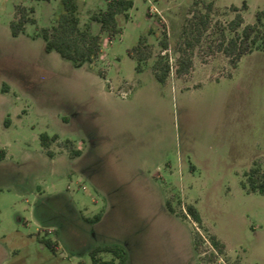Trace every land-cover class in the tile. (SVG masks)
<instances>
[{"label":"rangeland","instance_id":"374dc122","mask_svg":"<svg viewBox=\"0 0 264 264\" xmlns=\"http://www.w3.org/2000/svg\"><path fill=\"white\" fill-rule=\"evenodd\" d=\"M75 1L80 26L104 8ZM131 2L121 34L102 33L97 59L74 68L33 38L58 0H0V264H91L89 251L109 244L124 264H264V194L245 184L264 166V44L234 67L221 52L235 13L238 33L264 0ZM17 6L33 7L35 24L11 37ZM159 58L164 84L152 75ZM41 134L57 136L51 158Z\"/></svg>","mask_w":264,"mask_h":264},{"label":"trees","instance_id":"16d2710c","mask_svg":"<svg viewBox=\"0 0 264 264\" xmlns=\"http://www.w3.org/2000/svg\"><path fill=\"white\" fill-rule=\"evenodd\" d=\"M48 2L50 0H41ZM61 12L55 21L45 28H40L33 38H41L43 42V51L45 53L54 52L61 59L68 61L74 68H79L84 64L91 65L97 59L100 50V38L102 33L106 36H117L121 34V29L117 24V16L122 15L124 19L128 18L127 12L132 7L131 0H104V8L93 12L89 16V22L80 26L79 15L75 0H58ZM210 4H207V9ZM236 11V9H233ZM33 7L25 8L17 6L15 16L8 24L11 37H16L23 32L26 24L34 25L35 20L30 15L33 14ZM264 10L254 13V21L252 24L243 26L237 33L236 29L241 24L239 13H235L233 19L228 23L231 33L233 34L221 52L230 57L232 67L236 62L247 53L253 50H263L264 44V26H262V18ZM206 15L199 17L200 24L203 26L206 21ZM90 22L98 25L100 33L91 34ZM159 46L163 50L166 49L164 40L159 41ZM188 46V45H186ZM188 68V63H180L176 72L184 71ZM170 67L165 58H159L152 65V75L157 83L164 84ZM2 92H5L2 90ZM7 125V119L4 120ZM57 139L56 135L47 136L39 135L40 147L45 151V155L49 158L52 154L47 150L49 145ZM68 143V141H65ZM73 155L79 156V151H74ZM3 159L0 152V161ZM191 169V166H189ZM245 184L252 193L264 194V166L254 165L245 173ZM241 186L245 185L241 183ZM165 208L169 213H174L173 208L168 200L165 201ZM185 216L189 217L194 223L200 225L201 220L197 210L192 205H186L184 208ZM101 213H96L93 217L82 218L87 223L93 224L100 220ZM40 242L52 253L55 251L54 246L49 240L42 239ZM209 243L216 250H220V246L213 237H209ZM91 264H124L126 261V252L122 246L118 244L100 245L89 251ZM101 254L109 255L108 260H102Z\"/></svg>","mask_w":264,"mask_h":264},{"label":"built area","instance_id":"2783aa9c","mask_svg":"<svg viewBox=\"0 0 264 264\" xmlns=\"http://www.w3.org/2000/svg\"><path fill=\"white\" fill-rule=\"evenodd\" d=\"M124 94H122V96H123Z\"/></svg>","mask_w":264,"mask_h":264},{"label":"crops","instance_id":"0c3cea01","mask_svg":"<svg viewBox=\"0 0 264 264\" xmlns=\"http://www.w3.org/2000/svg\"><path fill=\"white\" fill-rule=\"evenodd\" d=\"M100 219H101V217H100Z\"/></svg>","mask_w":264,"mask_h":264}]
</instances>
